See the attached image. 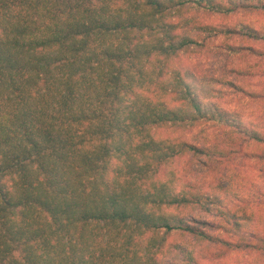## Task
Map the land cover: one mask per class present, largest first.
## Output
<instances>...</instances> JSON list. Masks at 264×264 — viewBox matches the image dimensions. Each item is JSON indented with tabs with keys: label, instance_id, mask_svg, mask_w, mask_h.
<instances>
[{
	"label": "trees",
	"instance_id": "trees-1",
	"mask_svg": "<svg viewBox=\"0 0 264 264\" xmlns=\"http://www.w3.org/2000/svg\"><path fill=\"white\" fill-rule=\"evenodd\" d=\"M263 64L264 0H0V264H264Z\"/></svg>",
	"mask_w": 264,
	"mask_h": 264
},
{
	"label": "rangeland",
	"instance_id": "rangeland-1",
	"mask_svg": "<svg viewBox=\"0 0 264 264\" xmlns=\"http://www.w3.org/2000/svg\"><path fill=\"white\" fill-rule=\"evenodd\" d=\"M204 21H207V19H203ZM256 21V19H254ZM229 43L234 44L236 46L242 47L246 44L241 39V37H232L230 38H224V37H218V38H210L209 44L212 45L211 51L207 52L208 55H203L200 58V69L206 73H213L217 76L228 74L229 77L232 79H235L234 70L235 69H248L251 70V68L254 66V60L252 58H249L248 56H245L244 58H238V57H230L228 55L219 53L216 49H214L215 45L222 44V43ZM260 69V68H259ZM261 70H264V64L261 67ZM256 71V70H255ZM237 82L242 83L243 86H245L248 90L251 91H261L262 85L264 84V78L260 79V77H254L251 79H245V80H238ZM235 107H237L239 110L247 113V114H253L256 117L260 118V113H264V103L259 102H253L249 98L243 99L240 101V103L236 104ZM195 133H188L186 134L187 137L190 139L191 142L196 143L198 145H202L204 142H206L203 138V136L200 135H194ZM211 135L208 136L209 141L211 142L213 139V132L210 133ZM241 162V159H239ZM206 163L212 164L209 160L205 161ZM191 169L194 170L197 167L201 166V164H198L197 160L192 161ZM243 167L246 168V171L250 172L251 174H256V170L253 169L254 162L250 164L249 162H243ZM232 172V171H231ZM230 172V173H231ZM258 180V179H257ZM251 214L252 212H249ZM256 214L259 218V220H264V210L262 211H256ZM243 259L242 261L248 260L250 263L253 264L254 260L244 256L241 257Z\"/></svg>",
	"mask_w": 264,
	"mask_h": 264
}]
</instances>
